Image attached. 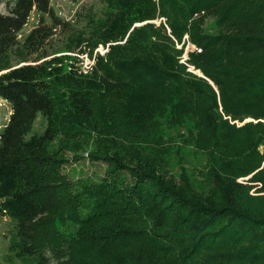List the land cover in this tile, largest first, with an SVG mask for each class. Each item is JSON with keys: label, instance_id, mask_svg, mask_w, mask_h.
I'll list each match as a JSON object with an SVG mask.
<instances>
[{"label": "trees", "instance_id": "1", "mask_svg": "<svg viewBox=\"0 0 264 264\" xmlns=\"http://www.w3.org/2000/svg\"><path fill=\"white\" fill-rule=\"evenodd\" d=\"M7 1V13L0 11V97L10 106L0 132V220L14 223L17 257L264 264V195H251L264 193V167L251 184L239 182L264 163V0H104L107 11L90 34L52 0ZM32 14L36 25L20 39ZM206 16L214 29L204 27ZM161 17L177 42L189 34L201 50L187 64L205 79L179 63L184 49L153 22ZM101 45L108 52L84 74L72 54L94 58ZM248 118L256 123L231 124ZM163 124L208 152V194L188 176L184 186L163 181L173 149ZM149 136L159 164L150 163ZM84 152L107 164L103 177L63 174Z\"/></svg>", "mask_w": 264, "mask_h": 264}, {"label": "rangeland", "instance_id": "2", "mask_svg": "<svg viewBox=\"0 0 264 264\" xmlns=\"http://www.w3.org/2000/svg\"><path fill=\"white\" fill-rule=\"evenodd\" d=\"M6 2L7 0H0V11L3 13H7L6 10ZM53 6L56 7L58 13L65 19L71 20L74 19V26L77 30H84L86 34H90L91 26L90 23L92 21L100 20L104 17L105 12L107 11V4L104 0H78V2H74L73 0H52ZM156 3H159V0H156ZM199 17V16H197ZM37 16L36 14H32L28 25L20 34L19 38L22 39L29 33V31L36 25ZM158 26L163 23L167 27V19L161 17L155 21H153ZM204 23L207 28H215V19L211 16H206L204 18ZM167 34L169 37L173 38L171 29L167 27ZM174 39V38H173ZM65 36L61 39H56L53 42V48L58 49L61 48L64 43ZM175 44L177 49H184V54L180 57V64L189 67L187 69L188 72L193 73L195 76L200 78H204L205 76L201 72V70L196 69L194 66L187 64L189 61V55L194 49L195 45L191 44L189 41V34H185L183 37L182 43L177 42L175 40ZM199 50V49H198ZM200 52V51H198ZM73 55V54H72ZM13 66L19 65V61L14 57L12 59ZM210 84L213 86L214 90L217 92V87L214 86V83L208 80ZM222 112V109H219ZM10 116V106L8 105L5 108H0V132L3 130L5 124L8 121ZM224 119V118H223ZM227 119V118H225ZM254 122L252 118H248L243 122L233 121L231 124H235L238 127H242L247 123ZM46 122L43 119H40L36 124V130L38 132H42L45 128ZM163 141H170L172 143L173 149L171 152L164 156V167H162V173H164L165 182L173 181L177 186H184L185 181L182 180L183 176H188L190 178V183L192 187L202 194H208L210 192V188H213L211 184V178L209 176V170L205 168V160L208 158V152L203 150L202 148L196 147L194 144H184L178 138V130L175 129L172 131L170 128H167L164 124L161 127ZM151 139V148H154L155 151L151 155L152 160L150 163L154 165V163L160 162L161 156L159 151V146L154 144V138L149 136ZM144 142V140H141ZM179 150V151H178ZM259 151L264 153V145L259 147ZM224 151H218L215 154L222 155ZM227 152V151H226ZM214 154V153H213ZM224 154V153H223ZM70 160H72L71 155H68ZM79 160L71 161L69 164L64 166L63 174L67 175L69 179L75 180L79 177H87V176H100L103 177L107 164L103 162H92L89 157V152H84L80 154L78 157ZM148 158V159H151ZM130 165H134L133 161L129 162ZM264 167V163L260 169L256 171H252L248 173L246 170L241 169V172L247 174V176L239 179L241 183H249L251 184V180L253 177ZM196 173L199 175L196 176ZM170 184V183H169ZM253 185H258L259 183H252ZM252 196L264 195V193L259 194L256 192V189L251 191ZM14 243H16V234L14 223L8 219L0 220V264H37L38 258H18L17 251L14 250ZM48 264H56L54 260L50 259Z\"/></svg>", "mask_w": 264, "mask_h": 264}, {"label": "built area", "instance_id": "3", "mask_svg": "<svg viewBox=\"0 0 264 264\" xmlns=\"http://www.w3.org/2000/svg\"><path fill=\"white\" fill-rule=\"evenodd\" d=\"M109 50V46L107 47H104V46H100L99 48L96 49L95 51V56L94 58H90L88 56V54H81V55H78V54H73L74 56H77L81 59V71L84 73V74H87L89 73V71L91 70L92 66L95 64V61H96V55L99 53L101 54L102 56L106 55V53L108 52ZM193 50H198L196 47H194ZM198 51H201L200 49ZM9 105V102L0 97V108H5Z\"/></svg>", "mask_w": 264, "mask_h": 264}]
</instances>
